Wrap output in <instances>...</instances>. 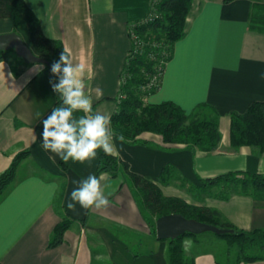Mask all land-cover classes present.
<instances>
[{"label": "crops", "instance_id": "1", "mask_svg": "<svg viewBox=\"0 0 264 264\" xmlns=\"http://www.w3.org/2000/svg\"><path fill=\"white\" fill-rule=\"evenodd\" d=\"M253 1L264 4V0L229 4L194 0L187 35L175 46L160 90L146 98L150 104L172 101L188 113L200 103L214 107L222 135L217 151L207 154L166 144L162 136L150 133L141 137L146 144L114 140L119 153L115 156L136 174L159 177L166 167L174 169V181L162 185L165 196L219 211L245 231L264 228V200L229 193L227 188L214 196L210 190L200 197L192 191L202 181L231 172L264 174V153L252 147L235 149L231 143V114H243L254 102L264 101V32L250 28ZM152 2L26 0L43 34L61 41L73 62L83 67L93 111L110 119L118 109L121 76L132 49L129 28L147 17ZM14 29L12 19H0V35ZM17 32L33 49L25 16ZM50 79L54 80L47 65L24 63L17 56L0 60V175L19 153L30 152L0 202V264H168V242L150 234L141 198L128 173L98 175V158L90 163H65L41 147V121L57 106ZM89 174L102 178L110 204L100 210H85L77 204L73 212L67 208L76 187L73 181ZM64 219L72 225L63 243L51 248L55 227ZM207 240L212 239L205 234L197 240L185 237L186 256L194 264H226L227 247L218 252L204 244ZM135 253L141 256L136 258ZM241 264H264V260Z\"/></svg>", "mask_w": 264, "mask_h": 264}, {"label": "trees", "instance_id": "2", "mask_svg": "<svg viewBox=\"0 0 264 264\" xmlns=\"http://www.w3.org/2000/svg\"><path fill=\"white\" fill-rule=\"evenodd\" d=\"M234 1L236 0H224V3L229 4ZM193 5L194 0H153L147 17L135 22L129 28V37L131 31L135 30L138 40L137 45L132 42V49L122 72L119 104L111 118V127L117 135L122 134L125 141L130 144H146L141 137L150 133L162 136L166 144L194 148L207 154L216 152L220 145L222 140L220 115L211 105L200 103L188 113L172 101L160 104H150L145 101V98L160 90L166 66L174 57L175 46L187 35ZM21 16L26 18L34 54L48 61L47 68L50 72L53 59H59L60 53L65 49L64 44L43 34L40 20L26 0H0V19L14 21L13 33L18 34ZM250 28L264 32V4L259 1H253ZM138 43L141 49L138 48ZM5 53L0 52L1 55ZM17 58L27 63L18 55ZM159 75L160 85L145 89L148 79ZM52 77L50 72V78ZM55 96L58 105L60 98L56 94ZM231 143L235 149L252 147L259 153H264V101L254 102L243 114H231ZM29 156V151L19 153L9 169L0 175V202L13 187L21 162ZM97 158L98 175L106 172L117 176L122 170L128 173L141 198L142 212L152 236L156 237L158 219L171 214H180L187 219L226 231L224 235L218 236L228 245L226 264L264 260V228L253 231L238 229L219 211L190 205L181 198L167 197L163 194L162 185H169L174 181L175 171L172 167H166L159 177H144L132 172L129 164L115 155H106L100 150ZM216 187L227 188L229 193L235 192L264 200V174L261 173L231 172L202 181V186L193 190L206 192L208 188ZM60 197L61 193L58 199ZM228 198V195L224 197V199ZM71 225L72 221L64 219L55 227L50 242L51 248L63 243L64 234ZM185 237L197 240L199 236L187 234L176 240L166 241L168 264H194V261L185 254L183 247ZM235 251L238 256L231 259ZM134 256L138 258L141 254L135 253Z\"/></svg>", "mask_w": 264, "mask_h": 264}, {"label": "clouds", "instance_id": "3", "mask_svg": "<svg viewBox=\"0 0 264 264\" xmlns=\"http://www.w3.org/2000/svg\"><path fill=\"white\" fill-rule=\"evenodd\" d=\"M34 67L43 69L42 65ZM50 72L56 79H50L49 84L60 98V103L41 121L43 150L55 154L65 163H90L97 158L100 150L106 155H118L114 140L123 144L125 137L114 132L108 115L93 111V101L86 93L84 69L73 62L67 48L51 64ZM35 115L40 118L41 113ZM101 179L89 174L87 178L74 180L76 187L71 191L67 208L74 212L79 204L85 210L106 209L110 201L103 191Z\"/></svg>", "mask_w": 264, "mask_h": 264}, {"label": "water", "instance_id": "4", "mask_svg": "<svg viewBox=\"0 0 264 264\" xmlns=\"http://www.w3.org/2000/svg\"><path fill=\"white\" fill-rule=\"evenodd\" d=\"M12 50L29 64H49L48 61L35 55L32 48L18 34L0 35V52ZM206 233L222 236L226 231L206 223L187 219L180 214L164 216L156 222V238L160 241L176 240L187 234L200 236Z\"/></svg>", "mask_w": 264, "mask_h": 264}, {"label": "rangeland", "instance_id": "5", "mask_svg": "<svg viewBox=\"0 0 264 264\" xmlns=\"http://www.w3.org/2000/svg\"><path fill=\"white\" fill-rule=\"evenodd\" d=\"M16 55L15 51H9V52H6L5 54L1 55L0 54V60L1 59H10V58H14ZM145 101H146V98H145ZM147 102V101H146ZM211 191L209 192L210 194L211 193H214L213 196L216 194V195H219L220 194V190L221 188L220 187H216V188H208V190H206V193L203 191V190H193L192 191V194H194V196H203L204 194H207L208 191ZM206 236H208L210 239H212L211 241L207 240V241H203L205 245L209 246L211 245L212 247H216L215 249L218 251V252H221L222 250H224V247H228V245L223 241V240H217L219 238H217L215 236V234H212V233H207L205 234ZM218 241H222V242H219L217 243ZM217 244V245H216ZM238 256L237 255V251L234 252V255L232 256L231 259H235V257Z\"/></svg>", "mask_w": 264, "mask_h": 264}, {"label": "built area", "instance_id": "6", "mask_svg": "<svg viewBox=\"0 0 264 264\" xmlns=\"http://www.w3.org/2000/svg\"><path fill=\"white\" fill-rule=\"evenodd\" d=\"M131 41L132 42H135L136 43V45H137V40H138V37H137V35H136V31L135 30H132L131 31ZM138 48L139 49H141L142 47H141V45L138 43ZM160 75H159V77L157 76V77H155V78H151V79H148V84H147V86L145 87V89H147V88H150V87H157V86H159L160 85ZM120 98H123V97H120Z\"/></svg>", "mask_w": 264, "mask_h": 264}]
</instances>
